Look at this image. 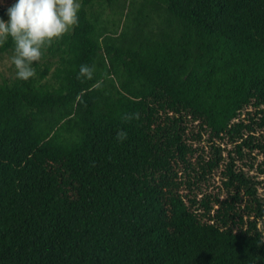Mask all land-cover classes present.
Segmentation results:
<instances>
[{"label": "trees", "instance_id": "1", "mask_svg": "<svg viewBox=\"0 0 264 264\" xmlns=\"http://www.w3.org/2000/svg\"><path fill=\"white\" fill-rule=\"evenodd\" d=\"M34 68L0 79V264H264V0H81Z\"/></svg>", "mask_w": 264, "mask_h": 264}, {"label": "clouds", "instance_id": "2", "mask_svg": "<svg viewBox=\"0 0 264 264\" xmlns=\"http://www.w3.org/2000/svg\"><path fill=\"white\" fill-rule=\"evenodd\" d=\"M80 10L81 0H15L7 8L8 19L0 18V46L9 39L13 42L10 63L17 79L27 82L35 77L34 63L44 49L78 26ZM93 74L92 67L81 65L77 78L91 80ZM126 136L118 133V139Z\"/></svg>", "mask_w": 264, "mask_h": 264}, {"label": "rangeland", "instance_id": "3", "mask_svg": "<svg viewBox=\"0 0 264 264\" xmlns=\"http://www.w3.org/2000/svg\"><path fill=\"white\" fill-rule=\"evenodd\" d=\"M15 0H0V10L2 9H7L10 7ZM15 74L14 67L10 63L9 57H5L4 60H2L0 56V79L3 75H12ZM252 111V110H251ZM247 116V111H245L242 115L243 118ZM197 128L194 129V133L197 132ZM198 147L201 149L205 150L206 155L210 156L211 155V150H210V143L208 142V135H204L202 141L197 142ZM219 146H221L225 151H223V157L225 158V161L221 163L220 169L215 171L213 179L211 180V183L206 184L203 186V191L210 192L212 191L213 193H221L220 190V183H221V177H222V171H224L226 164L229 162L228 159V152L233 150L234 146L230 144H226L225 142L218 143ZM233 156L237 157L235 154H232ZM254 157V160H253ZM263 162V159L261 156L257 155V153H254L252 156H247L245 157L244 160H236L235 163L238 168H243L249 175L257 177L258 181H261V185L259 186V194L260 196L264 199V174H261L259 172L260 165ZM255 164V169L251 170L250 165ZM262 169L264 167L262 166ZM213 187H216L215 189ZM222 196H225L224 193H221ZM260 229L263 231L264 235V220L260 223Z\"/></svg>", "mask_w": 264, "mask_h": 264}]
</instances>
